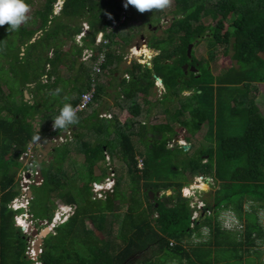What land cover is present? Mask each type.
<instances>
[{
    "label": "trees",
    "instance_id": "1",
    "mask_svg": "<svg viewBox=\"0 0 264 264\" xmlns=\"http://www.w3.org/2000/svg\"><path fill=\"white\" fill-rule=\"evenodd\" d=\"M21 1L0 0V53L7 57L11 38L17 41L14 60L20 69L11 67L9 61L8 71L18 74L21 79L18 89L21 100L16 102L12 101L11 92L5 96L2 85L7 87L8 83L0 78V264H32L26 255L28 238L15 223L23 210L10 207L21 197L16 177L21 169H29L19 162L21 155L45 141L49 136V125L73 109L90 88V70L81 65L80 70L86 71V81L78 75L77 83H81L80 88L75 89L76 98L63 112L54 111L49 115L48 110L44 114V127L39 131L33 126L35 118L43 114L35 103L30 105V101H24L23 93L26 85L32 83L36 84L35 91H39L43 85L37 81L43 73L31 78L32 71L26 68L27 71L22 72L24 58L19 53L22 48L25 51L36 46L37 42L31 43L36 33L34 29L15 27V7ZM58 2L44 0L41 10L35 14L33 22L41 21L38 28L44 36L50 40H73L81 34V27L72 26L70 22L85 20L90 30L81 40L77 57H81L84 49L93 50L91 64L97 54L104 56L101 78L106 73L117 72L113 67L119 65L123 56L115 55L112 46L119 47L114 41L121 37V49L125 48L130 44L131 33L121 34L119 29L107 34L106 30L113 21L119 20L123 0H65L57 15ZM154 5L152 0H131L127 19H132L133 15L145 19L144 12L152 13L156 10ZM59 19H66L67 23L59 22ZM168 24L166 30L156 32L162 37L155 33L148 43V48L157 53L151 68L134 64L125 71L130 82L126 88H123L127 85L125 79L119 84L121 97L116 99L115 106L108 108L106 105L111 112L110 119L102 115L99 119L97 111H88L97 109L111 88L99 82L93 104L68 121L76 128L72 143L56 148L47 163L39 165L38 158L33 156L32 164L40 167L43 183L30 186L32 200L28 209L32 218L50 223L56 212V200L73 209L67 221L55 226L43 240L38 257L40 263L124 264L136 250L146 251L151 245L156 247L153 254L139 264H195L194 258L203 264L204 259L212 258L215 250L228 252L229 259L240 264L244 255L258 253L257 242L264 241V230L257 219L258 210H264V116L256 107L259 85L264 84V0H174ZM100 32L109 43L95 48V37ZM203 41L207 42L210 61L214 60L218 46H224L225 53L232 52V65L221 76L214 77L209 64L197 61L193 51L190 58L187 56L190 45L195 48ZM57 52L59 50L54 49L52 53L56 55ZM50 59L53 63L54 57ZM186 64L195 67L197 73H184L182 67ZM2 70L0 68V72ZM156 78L161 80L166 91V95L156 102L155 105H160L156 109L168 119L164 124L149 126V129L140 118L149 117L151 113L148 97L155 89ZM185 92L191 94L184 97ZM123 112L130 114L131 119L121 124L119 116ZM237 114L242 118L238 122L242 128L229 130L232 126L225 121V115ZM204 123L208 125L205 139L209 146L199 148L189 172L192 177L201 176L218 182L220 188L215 195L211 191L202 197L206 210L214 211L215 216L204 215L194 228H190V202L181 197L182 189L186 188L184 183L160 181L157 173L166 167L164 158L167 155L185 153L182 147L168 148L169 142L178 134L173 126L182 129L185 139L190 142ZM91 128L97 132V139L113 134L115 144L104 139L103 142L88 143L82 130ZM133 138L145 143L146 156L135 147ZM72 144L75 147L71 148ZM62 147H65L63 157L56 163L55 155ZM72 150L84 156L81 174L85 181L76 188L67 181V172L61 167ZM107 154L124 163L126 172L116 177L112 193L98 200L91 192L92 183L101 178L94 175V168L104 162ZM138 158L143 160L142 170L137 168ZM168 169L173 176L179 173L174 164ZM123 182H127L128 192L122 191ZM170 189L174 191L173 195H159ZM149 192L154 195L153 201L149 199ZM246 205L251 212L245 211ZM222 213H229L230 218L234 215L244 223L243 232L221 229L217 219ZM202 228L209 230L210 238L193 244L194 236L201 239ZM247 264H251L250 259Z\"/></svg>",
    "mask_w": 264,
    "mask_h": 264
},
{
    "label": "rangeland",
    "instance_id": "2",
    "mask_svg": "<svg viewBox=\"0 0 264 264\" xmlns=\"http://www.w3.org/2000/svg\"><path fill=\"white\" fill-rule=\"evenodd\" d=\"M155 3V9L156 10H152V13H146L145 14V19H143L141 16H137V15H133L132 19H127L126 25L125 26H120L117 30L120 29L119 33L121 34H129L131 33V37H130V44L125 46V48L121 49V47H123V41L121 39V37H117L115 38V43H117L119 45H113L112 49L115 51V55H122L123 59L118 62L119 65L117 66L118 70H119V74L115 73H111L110 72V76L108 77L105 74V78L107 79V86L114 88L115 85L116 86H120L118 84L119 78L125 77V80L127 81V85H124L123 88L128 87V83L130 82V76L129 74L125 73L124 71L130 69L133 67L134 64H139L142 65L141 63H149L150 65H147V67L151 68V63L153 58L157 55L156 52L152 51V50H147L146 47H148V43H150V39L154 36V34L157 31H163L166 30L169 27V22L171 20V12L173 10L174 7V0H152ZM62 2L63 0H59L57 7H56V11L55 13L58 15V13H60V8L62 7ZM44 4V0H22L21 3L15 7V12H16V17L14 18L16 20V25L15 27L20 28V27H26L28 30H32L34 29L35 33V37H33V40H35L34 42H37L36 46H33L29 49H25L24 54L26 55L25 58L23 59V66L25 67V69H23L22 72H26L27 69L30 72L31 78L36 77L37 73H43L42 76L39 77V80L37 82H39L38 84H42V83H49L50 85L54 84V82L52 81L51 78H49L48 76L50 75V77H52L55 74H58L59 77L55 78L54 81L57 82V87H52L51 86H46L44 87L46 90L50 89L49 93L47 92V96H46V103H40V102H36V107L38 108L39 111H41V113L44 115L47 113V111L49 110V115L52 114V112L54 113V110H56V108L62 107L64 105V103L66 101H68L71 97V95H75V93H77V87L80 88V84L81 81L79 83H77L78 80V75L80 74V67L79 62H85L86 63V67L88 68L89 66H91V62L88 61H83L81 58H75V51H77V46L76 44H78V47H80L82 45V43H77L76 40H65L61 38V40L59 41L58 39L56 40H50L48 39V37H45L44 34L42 33V31L38 28L40 26V20L37 22V24H34L33 20H35V14L37 13V11L41 10L42 6ZM148 6V5H146ZM160 19V21H159ZM59 22L62 23H67L66 19H59ZM206 25L208 24L207 21ZM34 24V25H33ZM70 24L73 26H78L81 27V31L83 29H85V31L87 30V28L89 27L88 24L86 26H84L86 24L85 20L78 22H74V24H72L70 22ZM153 25V26H152ZM86 33V32H85ZM159 37L161 36V33H156ZM43 36V37H42ZM12 37L16 38V35H12ZM32 40V41H33ZM10 45H9V49H6L7 52V57L4 56L3 54L0 53V68L4 69L0 72V78L1 80H5L8 83V86L5 87L4 85H2V89L3 92L5 94V96L10 95L11 92V99L12 101H16L19 102L21 100L20 98V94H18V89L20 88V83L19 81L20 76L18 74H10L8 69H9V65L11 64L13 68L16 69H20V67L16 66V59L14 58V55L16 54V49H18V47H16V40L11 38L10 40ZM31 42V43H34ZM76 42V43H75ZM79 42V41H78ZM20 46V45H19ZM138 48H141L143 50V55L137 57V56H132L131 55V49L136 48L137 50ZM194 48V46H193ZM54 49H58L59 52L56 53V55L53 52ZM225 47L224 46H218V48L215 49V58L213 61L209 60V48L207 46V42L203 41L201 42L197 47H195L194 49H192L194 57L197 61L201 62L202 64L208 63L209 64V70L211 71V74L214 77H218L221 76L222 74L225 73V71L231 67L232 65V60H231V56H232V52H224ZM146 51H150L149 53ZM85 53V52H84ZM83 53V54H84ZM89 53V52H88ZM146 53H148L149 58H146ZM22 54V53H19ZM87 54V53H86ZM127 56V57H126ZM21 58H23L24 56H21ZM54 57V62L52 63L50 58ZM125 57V59H124ZM141 58V59H140ZM15 59V60H14ZM10 61V62H9ZM8 62L10 64H8ZM78 64V65H77ZM79 67V69H77L76 67ZM81 66V65H80ZM83 66V64H82ZM18 67V68H17ZM27 68V69H26ZM40 69V70H39ZM59 72V73H58ZM114 75H116L117 77H115ZM45 76V77H44ZM119 77V78H118ZM95 82L99 83L101 81V75L99 76H95L94 77ZM35 80V79H34ZM35 86V83H34ZM158 86V85H157ZM155 89L152 92H150V96L148 97V101L151 103V113L149 115V117H144L142 116L140 118V121L145 123L146 126H152V125H158V124H164L166 122V116L162 113H158V109L156 108H160V105L156 104V102L160 101L163 96L166 95V91L164 89L163 84H161L162 88H156V85L154 84ZM55 90H58V93H54ZM163 90V91H162ZM66 92H68L67 95ZM71 94V95H69ZM191 93H187L185 92L183 94L184 97L189 96ZM24 96V94H23ZM110 98L107 97L108 102H110V104H113V106H115V102H117L116 99H119L118 94H116V99H112L110 93L107 95ZM106 98V97H105ZM104 100V99H102ZM140 102L142 101L141 99L139 100ZM49 104V105H48ZM108 104V103H107ZM106 107V105H105ZM104 105L102 108H105ZM170 109H172V106H167ZM256 107L258 108L260 115L264 116V84L263 85H259V97L256 100ZM101 108V111H103L104 109ZM112 108V107H111ZM186 119H188V116H185ZM120 123L125 122L127 119H131L130 114L123 112L120 116ZM156 119V120H155ZM240 120H242L241 116L239 114L237 115H233V116H228L225 115V121H227V123H229L232 127H229V130H232V128H242L240 126H238V122H240ZM114 123V122H113ZM175 130H177L178 134L176 133V141H172L173 143H169L168 148H175L177 146L180 145H186L189 146V149L184 151L185 153H172L170 155H167L164 158V161L166 162V167L162 168L158 171L157 173V179H159L160 181H171L172 183H184L185 187L188 189H182L181 191V197L186 198L187 200H189L190 203L192 202H200L203 198V194H206L208 192H211L213 195H215V192L219 190L220 188V184L218 182H211L207 181L205 177H192L191 173L189 172V166L191 164V162L194 160L195 158H193V156L195 154H197L199 148L201 147H207L209 146V143L206 141L205 136L207 135V131H208V125L207 123H204L201 127V130H199L192 139H190V142H188L185 139V133H183L181 131V133H179V128L176 126H173ZM151 127H149L150 129ZM95 134H93V133ZM92 132L89 133L88 136H85L84 140H86L88 143H94L97 140L101 141V140H108V138H96L97 134L95 133V131L92 130ZM215 133H216V129H215ZM104 137V136H103ZM72 138V136H71ZM156 138L159 139V136L156 135ZM73 140V138H72ZM114 137L111 136L110 140L111 142H113ZM46 142H50V139H47L45 141H41L40 144L38 145V143L36 144V146L39 147L38 150V157L41 156V154H39V151L42 150V144L46 143ZM115 144V141L113 142ZM133 143L135 145V147L144 155H147L146 149L144 148L145 143L142 142V140L138 139V138H133ZM72 147H75L71 146ZM65 147L59 148L57 150V154L55 155V159H56V163L59 162V160H61V158L63 157V151H64ZM143 150V151H142ZM72 153V151H71ZM109 161L107 163V161L105 160L102 163H99L95 168H94V175L96 177H100L103 176L101 178H99V181L97 184H104L102 185L104 187V191H108L109 194H111V189L112 185L110 187H105V183L107 182V180L105 181L104 179L110 177V174L113 173L115 174V180L116 177L120 174H125L126 172V166L124 165V163L120 162L118 160V158L114 157L112 158L110 155H108ZM42 157H40L41 160ZM140 159V158H139ZM64 163L61 164V167L63 169L66 170L67 172V176L66 179L67 181H69V183H71L75 188L79 185L81 186L82 182L85 181L84 175H82V165L84 162V156L78 153H74L73 154H69V156L67 155L66 158L64 159ZM176 165L179 169V173L176 174V176H173L171 174V171L168 169V166L171 165ZM63 165V166H62ZM184 172V173H183ZM16 179H19L20 182V178H19V173L18 176L16 177ZM210 179V178H209ZM38 185V183L35 182L34 185ZM93 185V184H92ZM204 185V189L201 188V186ZM39 186V185H38ZM123 186L121 189L122 191H126L127 190V182H123ZM93 187V186H92ZM186 191H189L188 194L185 193ZM91 192L92 189H91ZM102 194L103 191L101 192ZM94 196L98 198L97 194L93 193ZM163 194H165L166 196H171L174 194V191L172 189L166 191V192H161L159 193L160 196H162ZM18 200H14V203L17 205L20 202H23V200L19 198H17ZM150 199V198H149ZM151 201V200H150ZM18 206V205H17ZM55 206H56V212L54 215V219H58L61 214L63 215H71L73 212V209H71L70 207H65L64 204L62 202H60L59 200L55 201ZM63 207V208H61ZM245 211L246 212H251L249 205L245 206ZM28 213H29V209L27 207V210H23V214L24 215V219L27 220V222H29V218H28ZM192 213V211H191ZM214 211H211V217L214 216ZM21 215V216H22ZM19 216V217H21ZM234 216V215H233ZM22 217V219H23ZM66 216L61 219V221L59 223L65 222L66 220ZM22 219H18L15 223L16 226L17 224H23ZM23 219V220H24ZM51 221V223L53 222V220ZM234 219L236 220L237 224L234 226V224H231L230 227L233 228L232 231L230 230H225L223 228L224 231H230V232H237V233H242L243 232V228H244V223L239 222L235 217ZM257 219L259 222V225L261 226V228L264 230V210H258L257 212ZM38 222V221H37ZM54 224V222H53ZM52 224L46 225V226H42L39 227L37 226V224H35V228H37L38 230L43 229L44 227H49L51 228ZM56 226V225H55ZM89 226V225H88ZM18 227V226H17ZM53 227V225H52ZM53 230V228H51ZM44 230V229H43ZM52 232V231H51ZM50 233V232H49ZM201 234V231H200ZM202 234L204 237H202L201 239H198L197 237H193L191 242L193 244H196L201 242L202 239L204 238L206 241L210 238V234L208 232V230H203ZM207 234V235H206ZM209 235V237H208ZM27 239V243L29 248L31 247V243L33 241V237L30 236V234H26ZM259 245L257 247V254H247L244 255L243 260L241 261L240 264H247V259H250L251 264H264V241L261 242L260 240H258L257 242ZM156 247L154 245H151L150 247H148V249L146 251L143 250H136L134 255L128 260L126 261L124 264H139L140 261L144 260L145 258H149L151 254H153V251ZM215 253L212 254V258H207L204 259V263L205 262H210L211 263H215V264H237L236 262H232L229 259V253L228 252H222V251H213ZM26 255H28L26 253ZM197 258L193 259V262L195 264H200L199 261L196 260ZM35 262V261H34ZM203 263V264H204ZM33 264V263H32ZM176 264V263H173ZM187 264V263H186Z\"/></svg>",
    "mask_w": 264,
    "mask_h": 264
},
{
    "label": "built area",
    "instance_id": "3",
    "mask_svg": "<svg viewBox=\"0 0 264 264\" xmlns=\"http://www.w3.org/2000/svg\"><path fill=\"white\" fill-rule=\"evenodd\" d=\"M129 7H131V0H123V2L121 4L120 18L118 21L112 22L111 26L106 30L107 34L113 32V31H116L127 20V11L129 9ZM82 37H83V35L81 34L80 36L77 37V39L80 40ZM108 43H109V41L105 37V34L104 35L98 34V36L95 40L96 46L102 47ZM103 63H104V56L98 54L97 59H96V63L93 66V73L90 75V80H89L90 88H89V90L86 93L81 95L79 103L73 109L68 110L67 112H65V114H63L61 117L54 120L49 125L47 133L49 136H51V137L48 136L50 139V142H56V139H55V137H57L56 133L58 134L60 131H62V129L65 128V126H67L68 121L72 117H74L80 113L85 112L86 110H88L89 106L93 104L94 96L96 94V87H97V83L95 82L94 77L100 73V67ZM69 137H71L70 132L65 131V136L59 137L57 142L60 145L61 144L63 145L67 142V138H69ZM39 144H40V142L38 143V145ZM37 148H38V146H36V145L33 146L25 154H22L20 159H19V162L23 163V168L28 166L29 169H27V170L21 169L19 172V178L21 179L19 182V189H20V194H21L20 199L23 200V202L18 203V206H17L13 201L11 206H10L13 210H17L19 208H23V209L27 210V207H29L28 205H29L30 201L32 200L31 192H30V186L35 184L36 179L39 176L37 168L32 164L33 156L38 158ZM109 159L110 158H108V156L105 155V160L107 161V163H108ZM143 166H144L143 160L138 158L137 159V168L139 170H142ZM104 180L105 181L107 180V182L105 183V187L108 188L112 185V188H110L111 192H112L114 190V187H115V174L113 173V171L110 174V177H108ZM92 184H93L92 185L93 187L91 186V189L93 191L92 193L97 194V196L99 198L98 200L105 199V196L108 193V191H104L106 189V188L104 189V187L102 186L104 184L100 185V184H97V182L92 183ZM109 184H111V185H109ZM34 186H36V185H34ZM102 191L104 194L101 193ZM93 196H94V194H93ZM94 198L97 199L95 196H94ZM16 200H18V199H16ZM204 207H205V205L202 202L198 203L196 206L193 204H190V208L192 210L196 209L198 211H201L202 209H204ZM61 208H63V207H61ZM206 214H207V216H210L209 211H207ZM24 215H26V214H24ZM24 215H22L20 219H22V217ZM27 216L29 218V222H27V220L24 219V217H23V219H24V220L22 219L23 224H18V225H20V229L24 235H26L28 233V234H30L31 237H33L32 234L34 232H36V234H39L41 231H43V229H47L51 232L52 231L51 228H54L55 225L57 226L59 224V222L61 221V219H63L66 215L61 214V216L58 219L55 218L53 220L54 224H53V222L49 223L47 221H38L37 222L36 220H34L32 218V216L30 214H28ZM197 217H198V214L197 215L195 214L192 217V221H195L197 219ZM67 218H66V220H67ZM35 224H37V226H39V227L52 224L53 227L51 225V228L44 227L43 229L38 230L37 228H35ZM35 242H36V237L34 236L33 241L31 243V247L27 250V254H28L27 257L33 264H42L38 261V257L41 254V247L42 246L38 249V251H35L34 250Z\"/></svg>",
    "mask_w": 264,
    "mask_h": 264
},
{
    "label": "crops",
    "instance_id": "4",
    "mask_svg": "<svg viewBox=\"0 0 264 264\" xmlns=\"http://www.w3.org/2000/svg\"><path fill=\"white\" fill-rule=\"evenodd\" d=\"M87 25V24H86ZM83 31V30H82ZM77 37H78V35H76L75 37H74V39H73V41H75L76 40V42L77 43H81L78 39H77ZM35 40H33L32 42H34ZM79 41V42H78ZM75 42V43H76ZM76 46H77V51H75V58H78L77 57V55H76V52H78V50H80V48H81V46L80 47H78V44H76ZM23 51H24V49L22 48L21 49V52H22V54H20L21 56H24V53H23ZM93 51V50H92ZM85 52V53H84ZM84 53V54H83ZM86 53H88V49H84L83 51H82V53H81V59L83 60V61H88L87 59H84V56L86 55ZM23 58H25V56L23 57ZM80 58H78V59H80ZM84 65V67L86 68V70H90V66L87 68L86 67V63L85 62H79V65L78 66H80V65ZM76 67L77 69H79V67ZM113 68H115L116 70H117V72L116 73H118L119 72V70H118V68H117V65H114V67ZM81 73V75H82V77H83V79L86 81V78H85V69H83V70H79ZM125 72V71H124ZM59 73V72H58ZM108 74V75H107ZM119 74V73H118ZM39 75V74H38ZM106 75L109 77L110 76V73H106ZM29 76L31 77V75L29 74ZM41 76V75H40ZM115 77H117L116 75H114ZM45 77V76H44ZM57 77H59V75L58 74H55V75H53L52 77H51V79H52V81H54L55 80V78H57ZM34 78V77H33ZM119 78V77H118ZM125 79V77H122V78H119V81H118V84H120L123 80ZM54 82H56V81H54ZM100 83L101 84H107V79L105 78V76H103L102 78H101V81H100ZM41 85H43V87H41L40 89H39V91H35V89H34V87L36 86V84H35V86H34V83H32V84H30V85H26V89H25V91L24 92H26L27 94H28V97H29V99H26L25 97H24V101L25 102H28V101H30V105H33L34 103H36V102H40V103H44L45 102V104H47L46 103V94H47V92L49 93V91H50V89H45L44 87H46V86H51V88L52 87H57V85L58 84H49V83H42ZM108 88V87H107ZM120 88V86H116L115 85V87L114 88H109L108 90H107V92H108V94L110 93V95H111V98L112 99H116V94H118V96H120L121 97V90L119 89ZM54 93H58V90H55L54 91ZM24 94V93H23ZM68 94V92H66V94L65 95H67ZM69 95H71V94H69ZM71 98L68 100V101H66L65 103H64V105L62 106V107H59V108H56V110H54L55 112H57V111H64V110H66L67 108H68V106L70 105V102L72 101V99H74V98H76V93H75V95H71L70 96ZM108 98H110L109 96H108ZM36 101V102H35ZM108 103V104H107ZM49 105V104H48ZM103 105H104V107H105V105H107L108 106V108H111V107H113V104H110V102H108V100H107V96H106V98L104 97V100H102V102H101V104H99L98 105V107H97V109H95V108H93V109H91V110H88V111H90V112H92V113H94V112H96V113H98L97 114V116H98V118H99V116H101V115H107V116H110L111 117V115H110V113L111 112H109L108 110L109 109H106V107L105 108H102L103 107ZM101 108L102 109H104L103 111H101ZM87 111V112H88ZM89 113V112H88ZM87 113V114H88ZM127 113V112H126ZM87 117V116H86ZM43 119H44V115H38L36 118H35V123H37V125H36V127L35 128H37V130L39 131L40 130V127H44V122H43ZM100 119V118H99ZM103 120H106V119H103ZM128 120V119H127ZM126 120V121H127ZM107 121V120H106ZM125 121V122H126ZM119 122H120V119H119ZM125 122H121V124H124ZM103 124L104 125H106V122H103ZM92 127V126H91ZM92 130L94 131L95 129L94 128H91V129H89V130H86L85 129V131L84 130H82V132L84 133V135L86 134V136H88L89 135V133L90 132H92ZM65 131H68V132H70V134H71V136H72V138L74 137V133L76 132V128L75 127H71L69 124H68V126H66V128L61 132V134L60 135H62V134H65ZM93 133V132H92ZM95 133H97V132H95ZM94 134V133H93ZM95 135V134H94ZM111 136L112 137H114L113 136V134H111ZM98 136H96V138H97ZM72 138L71 137H69V138H67V142L65 143V144H63V146H66L67 144H69V143H72ZM110 138L111 137H108V140H110ZM48 139V137L45 139V140H47ZM74 139V138H73ZM102 142H103V140H101ZM95 143V142H94ZM39 148V147H38ZM73 152L74 153H76L75 151H73L72 150V153L71 154H73ZM109 155V154H108ZM50 156L51 155H49L48 156V158H50ZM112 157V156H111ZM52 158V157H51ZM112 158H114V157H112ZM105 161V160H104ZM102 163V162H101ZM100 177H103V176H100ZM202 201V200H201ZM204 202V201H203ZM205 204V203H204ZM211 212V211H210ZM226 214H224V213H222L219 217H218V219H217V222H221V223H223L224 221H225V218H224V216H225ZM215 216V215H214Z\"/></svg>",
    "mask_w": 264,
    "mask_h": 264
},
{
    "label": "clouds",
    "instance_id": "5",
    "mask_svg": "<svg viewBox=\"0 0 264 264\" xmlns=\"http://www.w3.org/2000/svg\"><path fill=\"white\" fill-rule=\"evenodd\" d=\"M84 26H86V27H88L86 24L84 25ZM89 27L87 28V30L85 31V29H83V31H81V34L83 35V37L79 40L80 42H81V40L86 36V34L89 32ZM86 32V33H85ZM81 34H79L78 36H80ZM98 34H103L104 35V33H102V32H100V33H98ZM98 34L96 35V37H95V40H96V38H97V36H98ZM94 47L95 48H99L100 46H96V44H95V41H94ZM148 47H146V49H147ZM136 48H133V49H131V55L134 57L135 55L133 54V50H135ZM139 49H141V48H138L137 47V50H139ZM193 49V48H192ZM147 50H150L149 48L147 49ZM88 52L89 53H87L85 56H84V59H87L88 60V62H91V60H92V57H93V55H94V53H93V51L92 50H88ZM150 52V51H149ZM97 56H98V54L96 55V59H97ZM127 57V56H126ZM96 59H95V61H94V63L90 66V73H89V77H90V75L93 73V66L95 65V63H96ZM124 59H125V57H124ZM104 64V63H103ZM102 64V65H103ZM102 65H101V67H102ZM101 67H100V73L99 74H97L96 76H100V75H102V69H101ZM114 70H115V68H114ZM197 70V69H196ZM161 84H162V82H161V80L160 79H157L156 78V82H155V85H156V88H162L161 87ZM158 85V86H157ZM97 86H98V83H97ZM163 91V90H162ZM104 118H106V119H110V116H107V115H102ZM59 118V117H58ZM65 128H63L62 129V131L64 130ZM62 131H60L58 134H56L58 137H62V135H60L61 134V132ZM49 139V138H48ZM60 146H62V144L60 145ZM37 156H38V153H37ZM38 159H39V157H38ZM36 168H38V166H36ZM95 183V182H94ZM98 183V182H97ZM115 183H116V180H115ZM183 189H188V188H183ZM184 199H186V198H184ZM200 202H202V203H204L203 201H200ZM200 202H192V203H189V207H190V204H193V205H197L198 203H200ZM22 204V203H21ZM205 205V204H204ZM19 209H21V210H25V209H23V208H19ZM19 209H17V210H19ZM191 209V208H190ZM191 211H192V214H191V218H190V222H191V225H190V228H194V225L196 224V222L197 221H199L200 220V218L201 217H203L204 215H207L206 214V212L208 211V210H206V206L204 207V209H202L201 211H198V210H196V209H191ZM210 212V211H209ZM23 214V213H22ZM21 214V215H22ZM29 214V213H28ZM197 215L198 214V217H197V219L195 220V221H192V217L194 216V215ZM21 215H19V216H21ZM212 214H211V212H210V216H211ZM17 217L16 218V221L19 219V218H21V217ZM70 216V215H69ZM69 216L68 215H66V217H68L69 218ZM209 216V217H210ZM67 218V219H68ZM224 218H225V221L223 222V223H221V222H219V225H220V227H221V229H225V230H230V231H232L233 230V228H231L230 227V225L231 224H234V226L237 224V222H236V220L234 219V216H231V218L229 217V213L228 214H226L225 216H224ZM15 221V222H16ZM67 220H65V222H66ZM64 223V222H63ZM59 224H62V223H59ZM17 226L20 228V225H18L17 224ZM203 230H206V228H202L201 229V238L202 237H204L203 236V234H202V231ZM208 230V229H207ZM208 232H209V230H208ZM51 233V232H50ZM207 235V234H206ZM208 237H209V235H208ZM202 241H206L204 238L202 239ZM208 241V240H207ZM198 244V243H197Z\"/></svg>",
    "mask_w": 264,
    "mask_h": 264
},
{
    "label": "water",
    "instance_id": "6",
    "mask_svg": "<svg viewBox=\"0 0 264 264\" xmlns=\"http://www.w3.org/2000/svg\"><path fill=\"white\" fill-rule=\"evenodd\" d=\"M64 1L65 0H63V2ZM192 48H193V45H190L188 47V50H187V56L189 58L191 56ZM182 70L184 73H187V72H191L193 74L197 73V70L195 67H189L188 65H184L182 67ZM24 97L26 99H29L28 94L26 92H24ZM36 125H37V123H33L34 127H36ZM64 136H65V134H62V137H64ZM55 139H56V142H46V143L42 144V150L39 151V154H41L40 157H42L41 160H38L39 165H41L42 163L49 162L51 160L50 158H48L50 153L53 152L56 148L60 147V144L57 142L59 137L57 136V137H55ZM181 147L184 151L189 149V146H186V145H182ZM40 157H39V159H40ZM37 170H38L39 176L36 179V183H38V185H41L43 183V178H42L41 173H40L41 172L40 167H38ZM206 180L210 181L209 178H207ZM38 185L36 184V186H38ZM148 196H149L150 200L153 201V199H154L153 193L149 192ZM49 232H50L49 230L44 229L39 234H36V232H34L32 234L33 237L34 236L36 237V242L34 244V250L35 251H38V249L42 246L43 240L48 236Z\"/></svg>",
    "mask_w": 264,
    "mask_h": 264
},
{
    "label": "bare ground",
    "instance_id": "7",
    "mask_svg": "<svg viewBox=\"0 0 264 264\" xmlns=\"http://www.w3.org/2000/svg\"><path fill=\"white\" fill-rule=\"evenodd\" d=\"M146 52H148V51H146ZM133 54L135 55V56H137V57H139V56H141V55H143V50L142 49H139V50H133ZM146 58H149V55H148V53H146V56H145ZM141 59V58H140ZM201 188L202 189H204V185L203 186H201ZM188 192L189 191H186L185 193H187L188 194Z\"/></svg>",
    "mask_w": 264,
    "mask_h": 264
},
{
    "label": "flooded vegetation",
    "instance_id": "8",
    "mask_svg": "<svg viewBox=\"0 0 264 264\" xmlns=\"http://www.w3.org/2000/svg\"><path fill=\"white\" fill-rule=\"evenodd\" d=\"M141 64H142V66H145V65H146V66H147V65H150V64H149V63H147V62H145V63H141ZM186 65H187V64H186ZM188 66H189V67H191V65H189V64H188ZM155 120H156V119H155ZM179 130H180V132L182 131V129H180V128H179ZM149 137H151V136L149 135ZM176 137H177V136H175V137L173 138V140H172V141H176V139H177ZM172 141H171V142H169V143H173ZM181 146H182V145H180V146H178V147H181ZM38 150H39V148H37V152H38Z\"/></svg>",
    "mask_w": 264,
    "mask_h": 264
}]
</instances>
